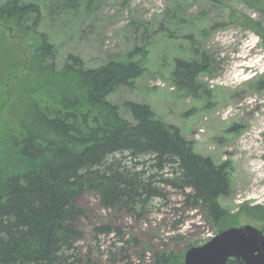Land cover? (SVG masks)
<instances>
[{
  "label": "rangeland",
  "instance_id": "1",
  "mask_svg": "<svg viewBox=\"0 0 264 264\" xmlns=\"http://www.w3.org/2000/svg\"><path fill=\"white\" fill-rule=\"evenodd\" d=\"M86 1L71 10L67 0H23L40 5V19L34 21L35 14L26 19L31 26L27 39L17 28L14 36L0 27V98L10 92V87L2 89L4 65L24 64L42 34L55 45L57 68L70 54L80 56L88 68L110 60L140 61L143 75L108 99L132 122L125 102L150 105L157 118L181 129L196 152L226 165L232 190L220 199L227 213L223 228L251 224L264 232V222L249 210L264 207V42L231 17L237 12L264 24V15L245 0ZM203 54L211 63L198 76L197 92L179 87L176 60L200 61ZM18 84L11 88L10 102L17 104L8 109L4 129L14 127L9 115L23 106L19 92L25 88ZM78 203L84 209L79 225L84 236L77 253L104 264H155V257L164 253L179 256L183 264L187 249L222 228L200 209L187 207L183 192L172 187L141 216L104 208L92 192ZM103 226L112 229L97 231Z\"/></svg>",
  "mask_w": 264,
  "mask_h": 264
},
{
  "label": "trees",
  "instance_id": "2",
  "mask_svg": "<svg viewBox=\"0 0 264 264\" xmlns=\"http://www.w3.org/2000/svg\"><path fill=\"white\" fill-rule=\"evenodd\" d=\"M245 1L264 15V0ZM79 3L64 4L76 10ZM40 8L35 2L5 0L0 27L12 35L17 28L27 39L31 26L26 19L35 14L39 21ZM231 17L264 42L263 22L237 12ZM39 38L24 64L6 63L2 71V89L10 87V92L0 98V264H104L77 253L84 236L79 226L84 209L78 201L88 192L97 194L104 208L141 216L156 199L166 198L167 188H177L187 207L226 226L227 213L220 205L232 190L226 165L196 152L181 129L157 118L150 105L125 102L132 122L108 99L118 88L134 85L145 70L142 63L110 60L88 68L80 56L70 54L57 68L55 45L44 34ZM210 63L205 54L200 61L177 59L175 83L197 92L198 76ZM15 81L25 88L19 92L23 106L9 115L14 127L4 129L8 109L17 104L10 102ZM249 210L264 222L263 206ZM111 229L97 227L99 232ZM155 264L182 263L179 256L164 253ZM228 264L241 263L231 259Z\"/></svg>",
  "mask_w": 264,
  "mask_h": 264
},
{
  "label": "water",
  "instance_id": "3",
  "mask_svg": "<svg viewBox=\"0 0 264 264\" xmlns=\"http://www.w3.org/2000/svg\"><path fill=\"white\" fill-rule=\"evenodd\" d=\"M264 264V232L251 224L220 229L204 243L185 252L183 264Z\"/></svg>",
  "mask_w": 264,
  "mask_h": 264
}]
</instances>
